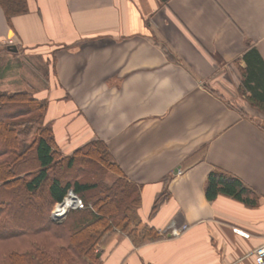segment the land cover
<instances>
[{"label": "crops", "instance_id": "obj_1", "mask_svg": "<svg viewBox=\"0 0 264 264\" xmlns=\"http://www.w3.org/2000/svg\"><path fill=\"white\" fill-rule=\"evenodd\" d=\"M28 5L11 24L0 7V92L46 102L64 156L103 141L142 186L139 214L160 234L137 244L118 233L102 264H258L264 105L248 82L253 54L264 67V0ZM216 170L240 179L257 206L208 200Z\"/></svg>", "mask_w": 264, "mask_h": 264}, {"label": "trees", "instance_id": "obj_2", "mask_svg": "<svg viewBox=\"0 0 264 264\" xmlns=\"http://www.w3.org/2000/svg\"><path fill=\"white\" fill-rule=\"evenodd\" d=\"M11 20L28 0H0ZM249 59L254 100L264 105V67ZM47 104L28 90L0 92V264H102V251L118 233L137 244L160 238L139 214L142 186L132 182L101 140L64 156L46 122ZM73 191L83 208L59 223L51 215ZM208 200L233 198L255 207L258 196L237 177L209 174ZM156 199L153 211L162 202Z\"/></svg>", "mask_w": 264, "mask_h": 264}, {"label": "bare ground", "instance_id": "obj_3", "mask_svg": "<svg viewBox=\"0 0 264 264\" xmlns=\"http://www.w3.org/2000/svg\"><path fill=\"white\" fill-rule=\"evenodd\" d=\"M75 201L76 200H74V198H72V197L66 198V201L64 204L57 206V208L55 210L56 211L55 218L60 219L61 216L64 215L68 211L67 208L69 209V207H71Z\"/></svg>", "mask_w": 264, "mask_h": 264}, {"label": "built area", "instance_id": "obj_4", "mask_svg": "<svg viewBox=\"0 0 264 264\" xmlns=\"http://www.w3.org/2000/svg\"><path fill=\"white\" fill-rule=\"evenodd\" d=\"M74 208H83V204L81 203L80 199L76 200L74 202L73 205ZM64 216L62 215L61 218H63ZM255 256H256V262L258 264H264V245L259 247L256 251H255Z\"/></svg>", "mask_w": 264, "mask_h": 264}, {"label": "water", "instance_id": "obj_5", "mask_svg": "<svg viewBox=\"0 0 264 264\" xmlns=\"http://www.w3.org/2000/svg\"><path fill=\"white\" fill-rule=\"evenodd\" d=\"M11 48H12V49H11ZM9 49L13 50L14 52H17V49H16V48L10 47ZM68 195H69V197L74 198V200H79L78 196H77L73 191H70ZM65 201H66V199H64V201H63L61 204H58V205H62V204H64ZM56 206H57V205H56ZM72 208H74V207H72ZM68 211H69V209H68ZM68 211L63 215L64 218L66 217V214L68 213ZM51 217H52L53 221H55V222H57V223L60 222V221H58V219L55 218V213H54V212H52Z\"/></svg>", "mask_w": 264, "mask_h": 264}, {"label": "rangeland", "instance_id": "obj_6", "mask_svg": "<svg viewBox=\"0 0 264 264\" xmlns=\"http://www.w3.org/2000/svg\"><path fill=\"white\" fill-rule=\"evenodd\" d=\"M69 197V195L66 197V198H68ZM57 205V204H56ZM54 206V209H53V211L52 212H54L55 210H56V208H57V206ZM72 207V206H71ZM70 208V207H69ZM67 210H68V208H67ZM54 213H56V211L54 212ZM61 219V218H60ZM60 219H58V220H60Z\"/></svg>", "mask_w": 264, "mask_h": 264}]
</instances>
